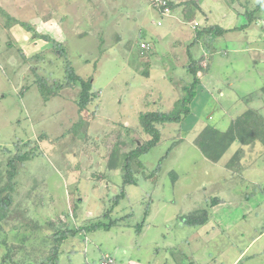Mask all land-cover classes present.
Instances as JSON below:
<instances>
[{"label":"rangeland","instance_id":"obj_1","mask_svg":"<svg viewBox=\"0 0 264 264\" xmlns=\"http://www.w3.org/2000/svg\"><path fill=\"white\" fill-rule=\"evenodd\" d=\"M166 1L170 14L154 0H0V264H98L118 250L146 263L155 254L153 264L234 259L237 249L227 246L250 222L235 221L213 240L182 221L193 210L211 212L223 191L234 203L261 194L264 157L247 171L242 158L229 172L196 139L209 125L226 131L247 109L264 115V0H205L215 6L207 16L196 0L186 11ZM210 24L227 31L212 46L202 36L204 52L195 36ZM145 39L149 50L141 48ZM203 54L210 103L199 92L181 122L156 124L159 141L139 154L154 139L140 114L176 109L192 82L187 65ZM67 60L99 93L83 111L80 84L42 93L67 81ZM19 152L29 157L15 161L10 179L8 162Z\"/></svg>","mask_w":264,"mask_h":264},{"label":"trees","instance_id":"obj_2","mask_svg":"<svg viewBox=\"0 0 264 264\" xmlns=\"http://www.w3.org/2000/svg\"><path fill=\"white\" fill-rule=\"evenodd\" d=\"M190 1L191 0L186 1L184 3V9L189 10V7H192ZM195 5L197 6V2H195ZM226 31L227 29L225 28L210 24L203 30L197 31V35L195 36V42H199L202 36H206L209 38L207 41L208 44L212 43L217 36L223 35ZM44 38L46 40L50 39L47 35L44 36ZM51 41L54 47L57 48L56 51L59 54L61 53L62 55H67V51L64 45H62L64 48L60 49L58 41L52 38ZM146 41L148 42V40ZM208 62L209 61L206 60V56L203 54L199 59L191 60V63L187 65V70L192 75V82L184 87L185 94H183V97L177 101L176 109H173L171 111H148L142 112L140 114V122L144 131L149 134H152L154 136V139L148 141L146 147L139 146V154L147 152L152 146H154L159 141L161 131L156 124H164L166 122H181L184 117L191 112L190 105L198 94V87L202 84V77L199 72L205 74L206 71H204V69L207 70V68L209 67ZM65 66L67 81L65 83H60L57 88L55 87V91L51 89L52 86H50L51 88H42V93L44 97L48 98L49 95H59L58 92H60V90L63 88L80 84L81 91L78 104L80 106V110L83 111L90 102H94L95 100H97L99 93L92 91L93 82L91 81V79H84L81 75L76 73L75 68L72 66L70 60H67ZM45 85L49 86L47 82L45 83ZM234 142H240L241 146L234 153V155H232V157H230L227 161L224 162V165L227 168L236 170L240 167L241 159L245 152L244 145H251L253 147L257 144H260L264 147V115L259 110L250 108L243 111L232 122V124L226 131H220L219 129L209 125L199 133L196 139V145L200 148L205 157H207L213 162L220 161L223 155ZM28 157V154L24 152H19L9 160L8 165L10 167V179H13L17 172L15 161L17 159H20L21 163L23 164L25 159H27ZM215 199L211 201V204L216 203L218 201V198ZM118 203L119 199L116 200L115 204L118 205ZM2 204V207H6L7 200L5 198L3 199ZM148 212L149 210L147 208L145 211L146 216L148 215ZM209 215V209L204 208L202 209L200 215L198 214V211L188 213L187 216L183 217L182 222L190 226H200L207 222V220L209 219ZM115 224H117V221H112L109 224H105V226L108 228ZM100 225L101 224L93 225L92 228L95 229ZM70 230L72 232H75V230L79 229L74 228Z\"/></svg>","mask_w":264,"mask_h":264},{"label":"crops","instance_id":"obj_3","mask_svg":"<svg viewBox=\"0 0 264 264\" xmlns=\"http://www.w3.org/2000/svg\"><path fill=\"white\" fill-rule=\"evenodd\" d=\"M176 1H177L176 3H179L181 5L180 8L183 9V11H186V9H184L185 7L184 3L186 2V0H176ZM196 8L203 11L204 15L206 16H207L206 14L207 11L209 12V14H212L213 11L215 10V6L213 8V6H211L210 4L205 3V0H197ZM204 10H206V12ZM99 15L104 16L103 13H100ZM234 15H236V13H234ZM194 21H197V19L191 20L193 24ZM199 23L200 24L198 26L201 25V21H199ZM161 25H163V20ZM198 26L194 28L197 29ZM202 39L206 41L205 38H200V41L197 43L203 48L204 43L201 41ZM209 45L212 46L211 44ZM206 50L203 48L204 52ZM203 80L204 78H202V84L198 87V93L199 92L203 94L206 93L208 96H210L211 91L209 89L207 90L205 82ZM210 99H212V96L204 100L203 105L209 104ZM215 112L216 110L214 108V113ZM258 147L261 150H258L257 154L255 152L252 154V152ZM244 148H245V152L242 158H244L245 171H247L248 167L249 169L255 167V164H257L256 167H260L262 165L261 162L263 161L262 158L264 157V147L261 146L260 144H257L256 146L253 147L251 145H244ZM222 159L221 162L220 161L219 162L220 164L224 165L225 161H222ZM224 168L229 172L234 171V169L227 168L225 165ZM249 178L252 179L253 176H249ZM261 182L264 183V180ZM258 185L260 186V188L258 189L261 190V194L259 195L252 194L250 196L246 195L245 197H243V200L244 199L246 200L244 202L239 201L240 203L238 202L234 203L232 200L226 197L224 191L222 193L220 192L221 194H219V196H216V198H218V201L216 203L211 204V212L209 215V219L205 224L200 225L196 228L198 235L203 234L200 235L201 238L208 239L209 236L211 235L214 240L217 239L218 237L220 239L221 232L230 230L231 227L233 226L232 223H234L235 221H236V225L240 224L241 222H248V223L250 222L249 223L250 226L248 230L241 232V239L233 237L227 246L228 248L233 247L237 249L235 257L233 260H231L230 264H244L245 262H254V261H258L257 264H264V184H258ZM226 203H229L227 209L225 207H222V206H226ZM244 203H246L245 208L243 210H240L239 212L236 211V208ZM248 217H250V219H248ZM152 244L154 247L156 246V242H153ZM107 254L108 253H106L104 256H106ZM109 255L114 258L115 260L114 264H153V260L156 258V255L153 254L152 258H150L151 260H149L146 263L145 261L142 260L141 255L137 256V259H133L126 250H124L123 252H120L118 250L116 256L112 254ZM157 264H168V262H164V263L160 262Z\"/></svg>","mask_w":264,"mask_h":264},{"label":"built area","instance_id":"obj_4","mask_svg":"<svg viewBox=\"0 0 264 264\" xmlns=\"http://www.w3.org/2000/svg\"><path fill=\"white\" fill-rule=\"evenodd\" d=\"M155 1V4L161 8H163V12L164 14H170L171 13V7L168 5L167 1L166 0H154ZM158 24L161 25L162 22L161 21H158ZM199 25V23L197 21L194 22V27H197ZM151 44L147 41H144L141 43V48L142 49H151ZM114 258L111 257L109 254H107L105 256V258L101 261H99L98 264H114Z\"/></svg>","mask_w":264,"mask_h":264},{"label":"clouds","instance_id":"obj_5","mask_svg":"<svg viewBox=\"0 0 264 264\" xmlns=\"http://www.w3.org/2000/svg\"><path fill=\"white\" fill-rule=\"evenodd\" d=\"M104 258H105V256H104L103 258H101V260H103ZM101 260H100V261H101Z\"/></svg>","mask_w":264,"mask_h":264}]
</instances>
